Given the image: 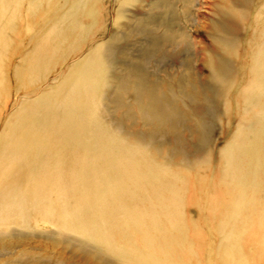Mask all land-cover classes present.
Returning <instances> with one entry per match:
<instances>
[{
    "label": "bare ground",
    "instance_id": "6f19581e",
    "mask_svg": "<svg viewBox=\"0 0 264 264\" xmlns=\"http://www.w3.org/2000/svg\"><path fill=\"white\" fill-rule=\"evenodd\" d=\"M24 1L0 0V236L47 223L86 264H264V1L233 0L253 17L215 12L224 34L200 53L204 87L152 78L138 61L117 72L127 53L111 43L118 30L104 38L110 13L119 23L137 0ZM244 75L233 104L229 91ZM178 103L190 111L188 149L151 132L182 131ZM233 112L213 165L205 118L227 122ZM122 116L147 130L124 128Z\"/></svg>",
    "mask_w": 264,
    "mask_h": 264
},
{
    "label": "rangeland",
    "instance_id": "374dc122",
    "mask_svg": "<svg viewBox=\"0 0 264 264\" xmlns=\"http://www.w3.org/2000/svg\"><path fill=\"white\" fill-rule=\"evenodd\" d=\"M252 1L254 3L256 0ZM260 1L262 3L264 0ZM131 3L126 7L123 17L118 21L119 23H127L128 27L122 29L119 28V23L114 24L112 16L115 13L111 12V18L109 17L108 22V34L106 33L104 37H108L109 31L115 30H118L117 32L124 37L117 38L115 42H111L117 43L116 46L127 53V57L124 55L120 58L121 61L117 65V72L120 69L121 71L125 69V65L122 64L124 61H138L142 63L143 69L152 78L162 81L165 75L176 74L184 81L190 78L193 85H201L202 87L209 85L211 80L207 75L206 66L202 63V55L200 53H207L211 46L214 47L213 35L216 33L224 34L212 26V20L219 18L215 12L223 11L226 17L225 20L230 19L231 21H234V17L239 10H242L250 17L255 14V10L252 7L242 9L243 6L234 5L233 0H137ZM24 4L25 1L23 0ZM21 10L23 11L24 9ZM21 17L32 22V18L26 10L21 12ZM235 19V23H237L238 20L237 18ZM260 19H264V12ZM167 33L173 35V38L162 41L160 38ZM245 36L238 32L239 41ZM158 42L159 44H156ZM215 46H218V44H215ZM242 61L239 58L235 59V63L238 65ZM244 79L245 75L243 79L238 77V81L234 82L229 91L228 96L232 99L231 102L233 104H235L233 98L239 92ZM159 94L161 97L168 95L166 85H161ZM176 97L177 99H182L180 95ZM116 98L117 91L114 88H110L108 91V99L110 101L108 105L110 107L109 116L113 120L118 121L116 117L119 111L118 102L115 101ZM171 99L173 101L177 100L173 96ZM195 102L194 104V101H190V104L193 103V106L199 108L200 102ZM184 105L186 106L183 103L175 104V111L176 109L181 112L185 111L187 115L182 119L180 118L179 122H177L178 128L180 127L179 129L182 131H179L178 134L159 130H151V132L156 137L161 136L164 141L172 145L188 149L192 145L191 138L194 135L188 132L187 118L190 111L186 110L187 108ZM216 111L217 113L222 111V105L219 101L216 102ZM183 115L181 114V116ZM205 120L214 129L208 135L207 152L210 153V162L216 165L220 146L225 136L236 125L235 115L233 112V116L227 122H225L227 120L225 116L221 117V121L207 117ZM120 121L124 128L129 127V123L131 125V121H134V127L137 130L140 132L147 130V126L143 125V121L138 118H133L130 121L122 116ZM220 128L225 130V134L218 137ZM213 176L214 172L211 171L210 179ZM209 191L210 189L207 188L205 192L208 193ZM37 229H40V231L17 229L18 236L13 239L0 236V264H86L83 260L73 256L70 248L56 238L47 223H40ZM211 258L212 256L209 254V259ZM216 259H214V263L220 264L219 259Z\"/></svg>",
    "mask_w": 264,
    "mask_h": 264
}]
</instances>
